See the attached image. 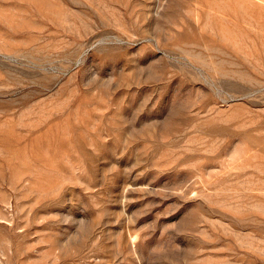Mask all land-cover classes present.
I'll return each mask as SVG.
<instances>
[{
  "label": "rangeland",
  "instance_id": "rangeland-1",
  "mask_svg": "<svg viewBox=\"0 0 264 264\" xmlns=\"http://www.w3.org/2000/svg\"><path fill=\"white\" fill-rule=\"evenodd\" d=\"M0 264H264V0H0Z\"/></svg>",
  "mask_w": 264,
  "mask_h": 264
}]
</instances>
